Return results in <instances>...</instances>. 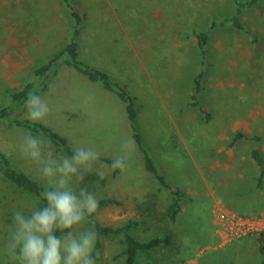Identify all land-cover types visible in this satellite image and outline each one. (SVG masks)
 Masks as SVG:
<instances>
[{
  "label": "rangeland",
  "instance_id": "obj_1",
  "mask_svg": "<svg viewBox=\"0 0 264 264\" xmlns=\"http://www.w3.org/2000/svg\"><path fill=\"white\" fill-rule=\"evenodd\" d=\"M69 1L74 10L84 14L78 38L79 59L109 72L135 97L136 129L151 158L168 139H185L183 147L177 146L183 150L176 156L178 160L162 162L168 164L166 173L160 171L168 184L180 190H197L199 172L207 178L205 164H218L217 177L228 182L210 190L212 223L214 207L220 202L225 209L235 211L224 198L233 205L247 198L256 211L246 213H264V183L260 194L256 188L258 172L249 159L255 144L239 141L227 146L238 130L264 134V0L241 14L250 33L220 28L211 34L203 67L192 30L204 29L210 19L232 14L231 0ZM71 29L64 0H0V108L8 103L7 91L17 90L30 80V68L44 63L70 36ZM200 69L205 71V77L203 90L196 97L208 117L191 106L192 79ZM39 95L50 107L43 124L63 136L73 150L93 147L100 154V162L85 175L83 184L99 200L111 197L117 203L99 207L95 219L103 225L118 226L129 218L142 219L146 212L143 209L154 204L150 223L153 232L147 234L170 227L162 218L169 193L159 189L154 176L145 170L125 105L118 96L66 65L57 67L47 80V89ZM13 116L27 119L23 109ZM26 132L0 120V150L15 168L44 187L38 179L37 165L22 158L18 151ZM48 144L57 156L67 155ZM125 144L131 145L130 152H125ZM260 148L264 154V141ZM119 156L126 157V168L112 170L110 164ZM225 166L227 169L222 170ZM91 174L99 179H88ZM184 197L186 206L191 198L186 194ZM37 201L0 178V264H9L4 247L11 212L29 213ZM137 234L138 240L149 238L139 231ZM192 237L197 239L195 245L203 244H193L194 256L181 264H260L257 244L247 237L227 247H219L216 237L209 241L206 233ZM120 249L117 237L105 238L97 264H121L117 257ZM185 254L186 249H182L178 255Z\"/></svg>",
  "mask_w": 264,
  "mask_h": 264
},
{
  "label": "trees",
  "instance_id": "obj_2",
  "mask_svg": "<svg viewBox=\"0 0 264 264\" xmlns=\"http://www.w3.org/2000/svg\"><path fill=\"white\" fill-rule=\"evenodd\" d=\"M260 1L261 0H231L232 14L221 18L210 19L209 24L204 29L192 30L198 56L200 57L201 67H203L207 56L211 34L220 28L250 33L241 18V14L246 9L258 7ZM64 3L68 7L72 20L70 36L62 44L57 46V50L44 63L30 68L32 78L26 81L22 87L17 90L7 91L8 103L0 108V120H6L15 127L27 130V132L30 131L33 134H39L53 146L61 149L68 155L73 152V149L68 144L67 140L51 127L43 123H33L28 119H18L13 116L16 112H19L20 109H23L25 99L31 94L39 95L40 92L45 91L47 89L48 78L56 73L57 67L60 65L74 68L89 81L99 83L106 91L112 92L118 96L125 105L132 137L141 151L145 170L154 176L159 184V189L166 190L170 195V201L162 214L163 220L166 221V224L170 223V227L166 225L162 228L155 229L154 233L151 235L147 234L151 231L153 232L150 223L152 218L151 213L154 214L155 211L154 204L146 206L145 209H143L146 210V212L144 211L145 214L141 216L142 219L129 218L118 226L103 225L99 223L94 216L87 224L94 227L98 234L97 251L99 252L101 249L105 238L115 236L118 238L119 244L121 245V249L117 254L121 264H165L167 261L171 262L170 264L175 263V261L181 264L186 257H180L178 255L180 247L178 242L174 239L175 236L171 224L176 221L181 212L182 202L185 200L184 194L179 188L168 184L165 177L156 167L154 160L143 147L141 137L136 129L137 104L135 97L127 91L124 84L115 81L110 73L89 64H85L79 59L78 38L80 36V30L82 28L81 22L84 20V14L74 10L69 0H64ZM204 77L205 71L200 69L192 79L191 89L193 95L191 96V106L197 107L201 114L208 117L209 114L201 108L196 97V94L203 90ZM36 84L39 85L37 89ZM239 141H251L255 144V147L250 151V157L258 167L256 188L262 189L264 183V154L260 148V143L264 141V134H247L238 130L232 134L231 140L227 143V146L232 147ZM0 178L13 185L21 193L36 198L37 200H40L42 197L43 186L41 183L26 172L15 168L10 158L2 150H0ZM87 178L90 180H97L99 176L91 174L88 175ZM99 201V207L105 204L117 203V201L111 197H104ZM234 210L243 216L251 215L244 210ZM256 213L258 212L254 214ZM140 228H142L141 231ZM137 231L140 232V235L149 237L148 240H138L136 237L140 236L137 234ZM247 238H252L256 241L257 250L261 259L260 264H264V233H259ZM200 244L203 243L200 242L198 246H200Z\"/></svg>",
  "mask_w": 264,
  "mask_h": 264
},
{
  "label": "clouds",
  "instance_id": "obj_3",
  "mask_svg": "<svg viewBox=\"0 0 264 264\" xmlns=\"http://www.w3.org/2000/svg\"><path fill=\"white\" fill-rule=\"evenodd\" d=\"M26 118L43 123L50 107L41 95H29L23 104ZM125 152L131 145L125 144ZM22 158L37 165L43 193L29 213L11 212L4 252L9 264H97L98 234L86 225L97 213L100 201L83 184L84 177L100 162L93 147H79L71 154L57 156L44 137L24 134L18 145ZM112 170L126 168V157L110 164Z\"/></svg>",
  "mask_w": 264,
  "mask_h": 264
},
{
  "label": "crops",
  "instance_id": "obj_4",
  "mask_svg": "<svg viewBox=\"0 0 264 264\" xmlns=\"http://www.w3.org/2000/svg\"><path fill=\"white\" fill-rule=\"evenodd\" d=\"M184 145H185V139H180V140L168 139V143L165 146H163V144L160 145V148L158 146L159 150L157 151V154H154L155 156H153L154 157L153 160L159 166V172L161 170L165 171L164 173L167 172L168 164H162V162L167 163V161H169L172 163L173 161H177L178 159L176 158V156L180 152L183 151V150L182 151L179 150L177 146L183 147ZM201 154L205 155L202 152ZM249 159L253 162L250 156H249ZM192 161L196 163L195 160H192ZM205 165L206 166H204L203 169H206L208 171L206 175L207 178L202 177L201 173L199 172L200 188L194 191H189V190L185 191V189L182 190L184 194L188 195L189 198H191L189 199L190 203L185 206V202H184L185 200L182 202L181 212L178 215L176 221L173 224H171L172 231L175 236L174 239L176 242H178L180 250L186 249L185 257L187 259H192V257L194 256V252H195L194 250L196 249V248L194 250L191 249L193 247V244L195 245L196 240H197L195 237H192L193 234L195 235L197 233H206L209 241L215 240V236L213 232V223H212V207L210 205V200H209V197H212L213 193L210 190L211 188L214 189V187L215 188L220 187L222 184L228 182L227 181L228 179L226 180V178H222V177L220 178V176L217 177L216 172H215V167L219 166L218 164L217 165L216 164L214 165L205 164ZM252 168L255 170V172L256 171L258 172V167L254 162H253ZM226 169H227V166L222 167V170H226ZM161 173L165 176L163 172ZM258 191H260V194L263 193L261 189ZM225 192L226 191L222 192V197L224 196L223 194ZM166 196L164 197L166 198ZM168 196H169L168 198L169 200L167 201V204L170 201V195L168 194ZM242 198H245V197H242ZM241 200H242L241 204L233 205V204L227 203L228 200L224 198L225 203L229 205L230 208L232 207L236 210H244V211H256L255 205H253V203H250L247 198L241 199ZM189 230L190 232H188ZM248 240H253L254 242H256L252 238ZM231 243H229L227 246H229ZM198 245L199 244L195 246L197 247ZM223 264H232V262L226 261Z\"/></svg>",
  "mask_w": 264,
  "mask_h": 264
},
{
  "label": "built area",
  "instance_id": "obj_5",
  "mask_svg": "<svg viewBox=\"0 0 264 264\" xmlns=\"http://www.w3.org/2000/svg\"><path fill=\"white\" fill-rule=\"evenodd\" d=\"M214 207L213 226L217 245L226 244L246 237L264 233V213L243 216L235 211H229L221 205Z\"/></svg>",
  "mask_w": 264,
  "mask_h": 264
}]
</instances>
